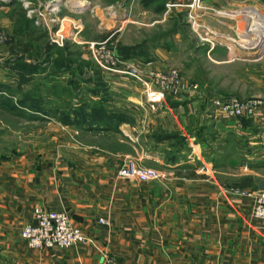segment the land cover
Wrapping results in <instances>:
<instances>
[{"label":"crops","instance_id":"crops-1","mask_svg":"<svg viewBox=\"0 0 264 264\" xmlns=\"http://www.w3.org/2000/svg\"><path fill=\"white\" fill-rule=\"evenodd\" d=\"M104 78L111 96L141 111H114L123 118L117 130L79 128L83 143H57L48 160L4 166L13 172L3 170L0 184V264H264V220L252 213L253 194L264 189V105L251 118L217 108L197 115L196 100L180 95L151 113L139 81ZM52 123L55 136L73 126ZM171 133L186 137L188 148L165 138ZM100 136L112 143L91 141ZM140 155L171 174L150 182L119 177L123 161ZM35 207L66 212L90 242L30 247L20 231Z\"/></svg>","mask_w":264,"mask_h":264},{"label":"rangeland","instance_id":"rangeland-1","mask_svg":"<svg viewBox=\"0 0 264 264\" xmlns=\"http://www.w3.org/2000/svg\"><path fill=\"white\" fill-rule=\"evenodd\" d=\"M196 1L0 0V34L3 35L0 41V96L11 101L0 106V184L4 182V176H8L3 173L10 170L5 169V165L18 169L24 159L48 160L57 143L61 142L65 149L68 145H81L84 141L81 130L76 126H71L69 133L63 136H55L59 132L52 122L56 120L41 119V114L26 108L21 111L14 109L18 107L22 94L41 83L50 85L48 79L56 78L53 68L56 63H61V54H74L71 58L73 70L82 69L86 78H94L96 70L101 72L104 80V72L118 74L104 69L98 62L96 55L99 57L100 47L115 51L117 57L125 61L144 63L146 59L153 60L158 65L157 69L165 73L174 68L185 83L186 91L179 95L167 93L166 101L180 95L191 97L197 102L198 110L193 109L197 115L200 112L211 116L215 108L212 105L214 97H264V49H248L239 45L240 32H258L247 12L251 8L264 10V0H199L201 3L195 7ZM24 17L31 21L32 33L17 35L18 20ZM233 38L238 41H233ZM46 44L55 46L53 59L45 55ZM143 44L147 46V56L124 57L123 47ZM157 48L165 50L163 57L155 53ZM19 61L39 65L40 69L30 75L26 73L20 80L14 69H18L16 63ZM72 72L64 71L60 78L66 81ZM194 84L199 86L196 90L193 89ZM80 95L90 105L93 103L90 97L97 99L90 93ZM112 96L107 102L110 109H128L122 100L124 95L114 92ZM145 99L148 111H161L162 106L152 110ZM73 102L79 105L82 100L74 98ZM50 104L47 105L49 108L54 105ZM129 108L141 111V108ZM91 141L101 145L112 143L105 136ZM141 156L128 157L125 161L133 160L144 167H153ZM163 170L168 176L171 174ZM177 174L180 173L174 172Z\"/></svg>","mask_w":264,"mask_h":264},{"label":"built area","instance_id":"built-area-1","mask_svg":"<svg viewBox=\"0 0 264 264\" xmlns=\"http://www.w3.org/2000/svg\"><path fill=\"white\" fill-rule=\"evenodd\" d=\"M3 35L0 34V41ZM96 55L101 66L118 74L128 75L140 81L144 87L147 102L152 110H158L166 102V94L179 95L186 91V85L176 69H170L167 73L154 67L153 61L135 63L121 60L115 51H106L105 47L98 49ZM198 84L193 85L197 89ZM213 107L235 118L254 117L264 105V97L240 98L230 96L228 98L214 97ZM118 176L126 179H136L140 182L162 180L168 177V173L156 167H144L136 161H124L118 170ZM241 195H250L247 190L232 189ZM253 216L264 220V189L253 194ZM100 222L107 223L106 219ZM21 238L34 249L44 248H70L77 244H87L90 238L78 226L74 225L69 215L64 211L48 210L43 207H35L33 221L26 223L21 229Z\"/></svg>","mask_w":264,"mask_h":264},{"label":"trees","instance_id":"trees-1","mask_svg":"<svg viewBox=\"0 0 264 264\" xmlns=\"http://www.w3.org/2000/svg\"><path fill=\"white\" fill-rule=\"evenodd\" d=\"M31 29V21L24 17L21 20H18V26L15 29V33L17 35L25 36L26 34L32 33ZM153 43L154 40L150 45ZM54 47L55 46H51L50 44L45 45V55L47 54L50 58L52 57V59L54 57V54L52 53L55 49ZM146 47L145 44L126 48L123 47L122 53L126 58L135 55L147 56L148 50H146ZM59 50L62 51L61 49ZM56 57H58V54H56ZM72 57H74V54L72 53L69 56L61 54V57H59L61 63H56L55 65L57 66H54L53 68V74L56 75V78L50 77L48 79L51 82L50 85L47 83H41L35 89L22 94L18 107H14V109L25 110L24 108H26L32 112L41 114L42 117H39L41 119L51 118L64 125H73L78 128L94 129L95 127L102 125L105 128H113L117 130V125L123 121V118L114 114V111L107 105L109 96L111 95L108 83L103 77H101L102 74L98 70L95 71L94 78L84 77V71L82 69L80 71L73 70V65L71 64L73 62L71 59ZM146 60L148 61V59ZM23 62L24 61L17 62L16 65L18 64V69L14 68L17 75L20 76V80H22L26 73L30 75L40 69L39 65H31ZM58 66L59 68L55 69ZM62 68L65 70L61 71ZM70 70L73 71L70 78L66 81L60 78V75H62L64 71L66 72ZM24 80L28 81V78L24 77ZM5 91L7 92V90ZM80 93H90L96 96L97 99L90 97L89 100L91 99L93 101L90 105L89 101H83L85 99H83ZM74 98H79L82 102L79 105H76L73 102ZM3 102L11 101L0 96V106H2L1 104ZM50 103L56 105L49 108L47 105ZM51 115L52 117H49ZM202 130L205 129L202 128ZM165 138L170 140L176 139L181 147L185 146L188 148L186 137L180 136L179 133L167 134ZM170 161H174V158Z\"/></svg>","mask_w":264,"mask_h":264},{"label":"bare ground","instance_id":"bare-ground-1","mask_svg":"<svg viewBox=\"0 0 264 264\" xmlns=\"http://www.w3.org/2000/svg\"><path fill=\"white\" fill-rule=\"evenodd\" d=\"M199 3H201V2H199V0H197L195 2L194 6L199 4ZM195 7H198V6H195ZM247 13H248V17L251 19L250 22L253 24V27L257 28L258 32L256 34H254L252 32H249L247 34L240 32L239 42H241V43H239V45L244 47V48H248V49L249 48H259V47L264 49V10L260 9V8H251V9H249V12H247ZM236 39L233 38L232 40L238 41ZM258 44H260V45H258Z\"/></svg>","mask_w":264,"mask_h":264}]
</instances>
